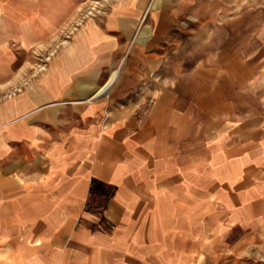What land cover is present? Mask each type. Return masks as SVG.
<instances>
[{
    "label": "crops",
    "instance_id": "0c3cea01",
    "mask_svg": "<svg viewBox=\"0 0 264 264\" xmlns=\"http://www.w3.org/2000/svg\"><path fill=\"white\" fill-rule=\"evenodd\" d=\"M263 8L0 0V264H264Z\"/></svg>",
    "mask_w": 264,
    "mask_h": 264
},
{
    "label": "rangeland",
    "instance_id": "374dc122",
    "mask_svg": "<svg viewBox=\"0 0 264 264\" xmlns=\"http://www.w3.org/2000/svg\"><path fill=\"white\" fill-rule=\"evenodd\" d=\"M264 10V8H263ZM80 14V13H79ZM77 23H72L69 27L70 30L65 34L57 37L52 43L42 44L37 48L32 49L28 55L17 57L18 70H13V78H16L18 73V83L13 84L7 89L0 92V98H5L19 93L31 83L33 79H40L46 73V68L49 62L59 61L63 56L64 46L69 40V36L77 27ZM22 62V64H19ZM106 102V98H102Z\"/></svg>",
    "mask_w": 264,
    "mask_h": 264
},
{
    "label": "bare ground",
    "instance_id": "6f19581e",
    "mask_svg": "<svg viewBox=\"0 0 264 264\" xmlns=\"http://www.w3.org/2000/svg\"><path fill=\"white\" fill-rule=\"evenodd\" d=\"M114 77V76H113ZM103 90H105V89H103Z\"/></svg>",
    "mask_w": 264,
    "mask_h": 264
}]
</instances>
